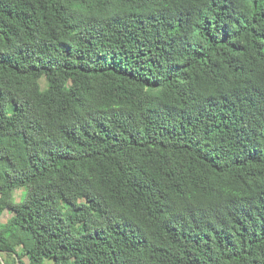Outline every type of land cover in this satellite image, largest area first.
I'll return each instance as SVG.
<instances>
[{
    "label": "trees",
    "instance_id": "trees-1",
    "mask_svg": "<svg viewBox=\"0 0 264 264\" xmlns=\"http://www.w3.org/2000/svg\"><path fill=\"white\" fill-rule=\"evenodd\" d=\"M0 264H264V0H0Z\"/></svg>",
    "mask_w": 264,
    "mask_h": 264
},
{
    "label": "rangeland",
    "instance_id": "rangeland-1",
    "mask_svg": "<svg viewBox=\"0 0 264 264\" xmlns=\"http://www.w3.org/2000/svg\"><path fill=\"white\" fill-rule=\"evenodd\" d=\"M41 82H42V86L45 87L46 86V80H45V78H42L41 79ZM24 192L25 191L22 188L21 189H16L14 191V199H15L16 202H19L22 199ZM13 214H14V212H13L12 209H10V208L9 209H6L3 212L2 216H1V221H6Z\"/></svg>",
    "mask_w": 264,
    "mask_h": 264
}]
</instances>
